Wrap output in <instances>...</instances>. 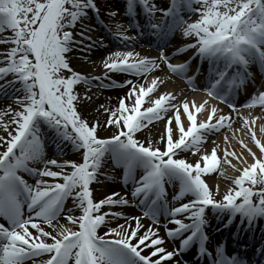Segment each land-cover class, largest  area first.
Returning a JSON list of instances; mask_svg holds the SVG:
<instances>
[{
    "label": "snow or ice",
    "instance_id": "obj_1",
    "mask_svg": "<svg viewBox=\"0 0 264 264\" xmlns=\"http://www.w3.org/2000/svg\"><path fill=\"white\" fill-rule=\"evenodd\" d=\"M139 2L150 18V29L161 35L180 29L188 38L190 43L177 48L176 54L193 49L194 55L208 61L203 89L207 97L196 101L161 91L160 76L147 84L125 79L128 91L118 98V107L100 106L108 113L101 123L90 122L78 111L80 101L89 98L76 90L78 84L107 78L110 83L103 87H110L109 73L146 80L165 66L193 83L195 77L186 73L189 62L172 63L163 48L158 58L134 50L115 51L103 62V76L91 77L73 69L69 54L92 40L76 26H83L89 10L99 14L97 0H0V44L10 45L0 48V95L11 92L16 105L0 110V264L29 260L32 264H181L176 257L193 244L198 245L196 255L208 257L209 264H241L238 256L220 252L222 246L215 256L209 250L206 209L227 214L230 220L239 215L249 225L264 217V123L257 128V120L264 116L241 111L255 105L264 109V91L253 93L239 106L234 99L252 75L249 68L254 64L264 68V0H170L164 8L151 0ZM136 3L128 0L129 14ZM185 10L196 19L188 22L181 15ZM157 11L162 13L159 21ZM132 26L139 27L135 21ZM114 35L129 42L135 39L123 31ZM208 98L226 104L230 111L224 113L219 103H209ZM162 119L165 130L157 140L139 138L142 129ZM237 122L252 146L233 131L239 152L225 147L221 158L219 145L210 153L201 152L210 134ZM44 125L61 143L69 142L79 152V160L46 159ZM105 129L113 131L102 135ZM224 143H231L227 135ZM186 151L201 158L190 161L181 155ZM221 159L239 173L225 176L231 184L222 194L218 185L213 190L203 178L218 169L224 174ZM37 163L43 167H34ZM102 168L122 170L125 184H131V198L128 192L94 198L91 185ZM25 174L37 177L35 183H29ZM169 186L175 206L169 204ZM187 196L192 198L185 200ZM69 198L72 209L65 208ZM127 205L141 207L152 225L146 226L140 215L112 211L113 206ZM76 211L79 215L69 214ZM162 215L177 225L166 230L168 237L180 239V246L172 250L164 247L165 238L153 226ZM113 218L123 222L112 226Z\"/></svg>",
    "mask_w": 264,
    "mask_h": 264
},
{
    "label": "bare ground",
    "instance_id": "obj_2",
    "mask_svg": "<svg viewBox=\"0 0 264 264\" xmlns=\"http://www.w3.org/2000/svg\"><path fill=\"white\" fill-rule=\"evenodd\" d=\"M152 3H154L157 8H163L166 0H151ZM97 4L100 8V12L102 13L103 18L106 20L107 24L109 25L110 28H112L113 30L117 31H123L124 34L125 33H130L131 31H133L134 35L133 37H135V39L133 41H130L128 43H125V41H123V45H121L119 43V39L121 40V38H116L115 39H111V36L109 33H107L103 27H99L100 31L98 29H91L88 33L87 36H91L92 40L88 41L85 40L84 41V45L81 46H77L76 48H74L72 50V52L69 54V59H70V63L73 67V69L82 72L85 75L91 76V77H97V76H103V73L106 71V69L103 67V62L105 61V58L108 57V55L112 52L115 51H129V50H134L136 52H139L142 56L143 55H150L152 54V50L150 48V44L153 46H156V42L158 43V49L160 48H165V52L170 53L173 51L174 48H176L177 46H182L184 45V43L186 42H190L188 40V38L183 37L181 30L180 29H176L175 31V35L172 39H169L166 35H162L160 37V39H152L151 38V34H149V30L146 29V25L139 23V28L141 31H137V29L135 27H130L129 30L127 29H117V27H115L117 24H119L118 22H115L117 20H114L113 17H119L122 16L123 14L125 15V10L127 7L126 1H122V0H97ZM115 12V15H110V13ZM158 12V11H157ZM156 12V13H157ZM185 14L187 15L188 12ZM89 15V14H88ZM123 15V16H124ZM187 19L189 22H191L193 19H196L195 15H190L188 14ZM86 20V19H85ZM109 20V21H108ZM84 24V22H83ZM97 26H99V24H96V28ZM81 28L80 24L78 23L76 26V30L78 31V29ZM96 30V31H95ZM8 33H5V35ZM157 35V34H156ZM77 39H80L79 36H77ZM169 39V40H168ZM91 44V47H85L86 45ZM4 47H9L10 45H3L0 44V48ZM119 46H122L123 48H118ZM161 46V47H160ZM187 51V49H184L182 52V54H184ZM181 54V55H182ZM204 69H206V65L203 64L202 66ZM164 70V69H163ZM154 72H160L161 71H157L154 70L152 73ZM163 72V71H162ZM148 74V75H150ZM169 76V75H168ZM109 77L111 78V82H112V86L110 87H103L104 84H109L110 80L105 78L102 80H95L93 79L92 84L88 85V84H84L83 82H81L80 84H78L76 86V90L83 95L85 92L87 93V96L89 98H85L82 99L80 101V103L78 104V111L81 112L82 116L84 118H86L87 120H89L90 122L93 120H99L101 123H103L108 116V113H106L103 108H101V105H104L105 107H110V108H115L118 107V98L120 96H123L127 91H128V86L123 85V81L125 79H130L133 82H136L137 80H142L145 83V80L143 79V77H137L136 75H130V74H122V73H109ZM11 77L7 78L10 79ZM150 79V78H149ZM167 81L171 84H173L175 86V84L177 83V80H175L173 77L169 76V78H167ZM119 82V83H116ZM0 84H3V80H0ZM165 88L161 87V91H164ZM11 92H9V94L7 96L4 95H0V110H5L6 106L9 104H12L13 107H16V105L13 103V101L9 98L10 97ZM202 98H200L201 101ZM245 99V98H242ZM170 115V113H169ZM183 119V117H182ZM164 120H159V121H154L151 125L148 126V129H142L139 133L138 136L140 139H144L145 137H147L148 139H152V140H157L159 138V135L162 134L160 132V125L163 123L165 124ZM186 123V121H185ZM261 123H264V120H257V128H259V125ZM175 126V125H174ZM44 128L45 131V158L46 159H54L51 158L50 155L55 154V152L59 151H63L64 149H70L72 148L71 144L67 145L69 142L64 141L61 145V148L56 149L54 148L53 145H50V141L52 140V138L50 139V134H46V125L42 126ZM52 130H50L51 132ZM113 131V129H105L101 134L102 135H109L111 134V132ZM259 135V132H258ZM237 137L242 138L243 134L241 135H236ZM246 136V134H245ZM231 139V138H230ZM55 140H58L57 138ZM56 143L58 144V142L56 141ZM218 145L217 142H215L213 144V147ZM67 146V147H66ZM163 145H161L162 147ZM252 146V145H250ZM225 147L228 148V150H236L237 152L240 151V145L238 143V140H234L231 143L228 144H223L222 147L220 148L222 153H224V149ZM73 149V148H72ZM255 150V149H254ZM76 151V150H74ZM77 157H79V152L76 151L74 153ZM182 156L188 158L190 161H193L194 158H192L190 156V154L186 151V152H182L181 153ZM80 158V157H79ZM59 159L60 161H64L66 159V156L63 157H56V160ZM34 167H43L42 164L37 163L33 165ZM53 170H59L57 167L52 168ZM211 174V173H210ZM210 174H205L204 177L209 176ZM113 177L117 178V182H114L113 184L109 185V188L107 189V193L109 194L111 192H118L120 193V195H123L124 192H128L129 193V198H131V184H125L124 180H123V173L122 170L117 169L115 171H113ZM44 179H51L49 177L44 178ZM30 182V181H29ZM121 184H123L124 186H128V189H121L120 190V186ZM179 190V186H176V190ZM172 192L171 191V186H169V193ZM102 193H97V197L98 199H101L103 197ZM97 199V200H98ZM67 202H69L70 206H73V201L71 200V198H69V200H67ZM116 209L115 211H120L125 213V215H138V210L142 209L141 207L136 206L137 209H135V207H118L115 206ZM65 208H66V204H65ZM67 209V208H66ZM75 214H79L78 211L73 212ZM209 213L212 215L213 213H216L213 209H209ZM221 215H217V217L220 218ZM224 215H222L221 217H223ZM65 217H61V222L64 220ZM123 219H115L113 218V223L112 226H115L116 223H122ZM142 222L148 226L149 224L145 221L142 220ZM209 227H212L209 226ZM46 230H51V228L47 225H45ZM160 229V228H159ZM103 230V229H102ZM160 231H162V229H160ZM162 237L165 238V243H164V247H166L168 250H172L174 248H177L180 246V239L177 238L175 240H173L172 238L166 236L164 233H159ZM39 259V258H37ZM176 259L181 261V264H203L201 263V261L193 258V256H191V252L189 251H183L180 255H178L176 257ZM263 261V260H262ZM26 264H32V261L29 260L26 262Z\"/></svg>",
    "mask_w": 264,
    "mask_h": 264
},
{
    "label": "rangeland",
    "instance_id": "obj_3",
    "mask_svg": "<svg viewBox=\"0 0 264 264\" xmlns=\"http://www.w3.org/2000/svg\"><path fill=\"white\" fill-rule=\"evenodd\" d=\"M3 48H6V47L3 46ZM160 126H161V127H160V128H161V129H160V132L163 133L164 130H165V128H164V127H165V124L162 123ZM224 136H225V135H224ZM219 137H220V136H219ZM209 138H210V137H209ZM204 149H205V148H204ZM206 150H208V149H206ZM52 157H54V156H52ZM232 162H233V161H232ZM233 163L235 164V163H237V162L234 161ZM223 168H224V169H223ZM223 168H222V169L224 170V175H225V176H231V175L233 174L234 170H235V169H233V168L231 167V165H228V164H226V167L223 166ZM227 182H230V180H227ZM67 226H69L68 223H67Z\"/></svg>",
    "mask_w": 264,
    "mask_h": 264
}]
</instances>
